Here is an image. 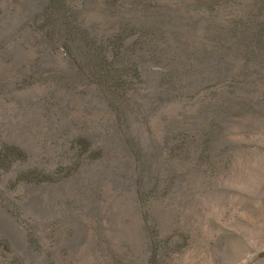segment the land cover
Wrapping results in <instances>:
<instances>
[{
	"label": "rangeland",
	"instance_id": "obj_1",
	"mask_svg": "<svg viewBox=\"0 0 264 264\" xmlns=\"http://www.w3.org/2000/svg\"><path fill=\"white\" fill-rule=\"evenodd\" d=\"M0 264H264V0H0Z\"/></svg>",
	"mask_w": 264,
	"mask_h": 264
}]
</instances>
